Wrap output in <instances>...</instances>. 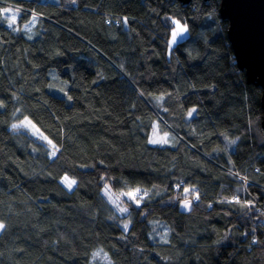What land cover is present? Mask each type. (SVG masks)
<instances>
[{
	"label": "trees",
	"instance_id": "1",
	"mask_svg": "<svg viewBox=\"0 0 264 264\" xmlns=\"http://www.w3.org/2000/svg\"><path fill=\"white\" fill-rule=\"evenodd\" d=\"M219 9L0 0V264H264L262 91Z\"/></svg>",
	"mask_w": 264,
	"mask_h": 264
},
{
	"label": "water",
	"instance_id": "2",
	"mask_svg": "<svg viewBox=\"0 0 264 264\" xmlns=\"http://www.w3.org/2000/svg\"><path fill=\"white\" fill-rule=\"evenodd\" d=\"M177 1L184 7L192 2ZM219 13L228 23L227 36L239 70L245 73L248 84L262 91L264 128V0H220Z\"/></svg>",
	"mask_w": 264,
	"mask_h": 264
},
{
	"label": "rangeland",
	"instance_id": "3",
	"mask_svg": "<svg viewBox=\"0 0 264 264\" xmlns=\"http://www.w3.org/2000/svg\"><path fill=\"white\" fill-rule=\"evenodd\" d=\"M4 17L8 21V24L13 27L17 20L18 13L16 12V9L14 10L12 7H9L6 10H4ZM29 26H28V29H29ZM188 34H189L188 27L182 23H179L178 21H175V28L172 31V35H171L170 42H169L170 46L173 47L178 42L184 40L185 38H187ZM55 89L56 88L51 87V91L54 93H56ZM193 114L191 113V116ZM15 125L23 127L26 130H29L35 136L44 138V136L38 131V129L34 127V125L26 118H17L15 120ZM159 130H160V126L157 123L155 125V132L153 134L152 143L159 144V145L169 143L172 140V136L169 134H162L161 132H159ZM62 183L69 190H72L74 188V183L68 178H63ZM106 188L109 189L108 186ZM104 192H105L104 199L109 203V205H111V207H114V209H116L118 212L120 211L119 212L120 214L126 212V209L120 203L121 199L125 198L127 200L134 201L136 195L139 194V190H133L125 194L123 193L122 195L111 194L109 190L107 191L104 190ZM189 206H190V202L185 201L182 205V209L186 211L189 209ZM155 227H156V233L153 234V238H157L161 241L166 240L168 236V229L162 224H159V225L156 224ZM1 229L2 227L0 226V231ZM97 255H99L100 259L107 261V258L103 257L102 253L99 252L95 256Z\"/></svg>",
	"mask_w": 264,
	"mask_h": 264
}]
</instances>
